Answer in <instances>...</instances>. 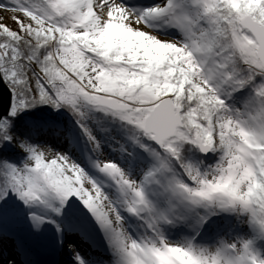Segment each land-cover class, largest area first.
<instances>
[{"label": "snow or ice", "instance_id": "6c2138e0", "mask_svg": "<svg viewBox=\"0 0 264 264\" xmlns=\"http://www.w3.org/2000/svg\"><path fill=\"white\" fill-rule=\"evenodd\" d=\"M0 11L16 25L0 22V264H40L65 247L88 264L59 222L77 201L115 264H264L254 247L264 243V0H161L142 11L122 0H0ZM44 106L73 116L103 182L38 142L41 125L20 127ZM189 147L216 162H191ZM108 149L120 159L104 158ZM122 210L150 235L133 238ZM224 214L253 238L208 248L164 235H199Z\"/></svg>", "mask_w": 264, "mask_h": 264}, {"label": "rangeland", "instance_id": "374dc122", "mask_svg": "<svg viewBox=\"0 0 264 264\" xmlns=\"http://www.w3.org/2000/svg\"><path fill=\"white\" fill-rule=\"evenodd\" d=\"M122 2H125L126 7L132 8L133 10H141L142 11L146 7H151V6H154L155 4L160 3L161 0H125ZM12 16H13V13H11V12L0 11V22L7 24L9 27L15 28L16 25L14 24L13 20L11 19ZM157 30L159 31L160 35L171 36L172 38H179V35H180L175 29L168 28L166 25H164L163 22H158ZM50 145L57 152L66 153L73 161H75L77 164H79L81 167H83L86 171L89 172L90 175H92L98 181H101V182L104 181V177H102L98 172H96L91 167L89 157H92L93 159H95V156L93 155V153H89V150H85V148L83 146L82 147L80 146V148L78 146H75V147L72 146L67 137L60 138L59 142L53 140L52 143H50ZM59 145H62L64 147H61ZM211 154L212 153H209L208 155H211ZM104 158L120 159V155H119V153L111 152V149H108L104 152ZM215 162H216V160H215ZM105 191L110 196L116 195V193L114 192L112 187L105 188ZM81 211L84 212L85 218L79 216ZM121 214L124 217L125 225L128 229V232L133 236V238L141 239L146 235H150V233L148 232L146 226L143 224L142 221H139L135 217L130 216L127 212H125L123 210H122ZM66 216L70 220V223H71V221H73L74 224L76 223L75 231H72L71 230L72 228L71 229L68 228V231L66 230V234H67V232L70 233V231L71 232H76V231L77 232H79V231L83 232L82 229H84L87 232V233H83L85 239L96 240V241L101 242L105 246H107L108 249L104 253L105 257L102 259H99L100 260L99 262L96 261L93 264H96V263L97 264H115L116 258L114 256L112 250L109 247V244L105 238L104 233L98 227V225L93 220V218L87 213V211H85L83 209V206L80 204L79 201H77L75 205L70 206L66 210L65 216H63L61 218L65 220ZM61 218L59 219L60 223L62 222ZM64 226L67 229L68 225L67 226L64 225ZM20 227L23 229L24 234L27 235V226L21 225ZM171 230H174V228L165 227L164 235L169 241H171L173 243H184L187 240H194V243H196L197 245L208 247V248L216 247L221 240L231 242V241H236V239H238V240L239 239H251V238H253V235H254L252 229H249V230L244 229L243 230V229H241V227H239V229H237L236 231L234 230L235 232L221 236V237H219V240L215 239V240H212L211 242L207 243V242L195 240L191 230L185 231V232H184V230H182L183 233L177 232V234H179V238L177 237L178 239L176 237H173V236L170 237L167 234V231L169 233V232H172ZM46 233H47L46 239L49 240L52 238L51 236L54 233V229L49 227L46 230ZM220 233H221V231L218 232V234H220ZM242 233L244 235L241 236ZM173 234H175V233H173ZM66 239H67V235H66ZM68 242L75 244L72 241H68ZM258 242L259 241L257 240L256 243H258ZM256 248H257V246H256ZM54 257H56V256L53 255L52 257L47 258L46 260H44L45 263L48 264L47 262H49ZM66 262L68 264H70L68 260Z\"/></svg>", "mask_w": 264, "mask_h": 264}, {"label": "trees", "instance_id": "16d2710c", "mask_svg": "<svg viewBox=\"0 0 264 264\" xmlns=\"http://www.w3.org/2000/svg\"><path fill=\"white\" fill-rule=\"evenodd\" d=\"M26 122H33L41 125L40 131L35 137L38 142L50 144V139L52 138L54 141L59 142L60 138L67 137L72 146H78L79 148L80 146H83L85 150H89V153H92L91 147L88 145L83 134L79 131L75 119L66 110L54 112L49 107H40L27 114L24 117V120L21 121L20 127L23 128ZM89 124L93 127L94 131L103 135V133L100 132V126L96 122L89 121ZM186 157L188 160L196 164H199L201 161H203L205 165L214 164L216 160V157L213 154L204 156L198 150L191 147L186 148ZM13 159L15 160V156H13ZM79 216L85 218L84 212L81 211ZM210 223H213V227L201 231L199 235H195L192 232L193 236L199 237L201 240H203V242L208 243L215 239L219 240V237L221 236L235 232L237 229H239V227H241L243 230L251 229L247 223L242 224L239 222L236 216L229 214L215 216L212 218ZM172 228L179 230V232H182V230H184V232L190 231V229H186L181 226ZM220 231L221 233L218 234ZM242 235L244 234L242 233L241 236ZM254 247L258 254L264 255V243L258 242L254 245Z\"/></svg>", "mask_w": 264, "mask_h": 264}, {"label": "bare ground", "instance_id": "6f19581e", "mask_svg": "<svg viewBox=\"0 0 264 264\" xmlns=\"http://www.w3.org/2000/svg\"><path fill=\"white\" fill-rule=\"evenodd\" d=\"M125 1V0H122ZM125 4V2H123ZM53 138L50 139V143H52ZM61 147H64L62 145H59ZM60 219V218H59ZM62 224L63 225H68L67 227V231L68 228L71 229L72 231H75L76 229V223L74 224L73 221H71L68 219V217L66 216L65 220L62 219ZM60 221V220H59ZM83 232H67V239L65 236L66 241H72L75 243L77 249L79 250V252L81 253L82 256H84V258L88 261V264H93L94 262H99V259H102L105 257L104 253L107 251V246H105L104 244H102L99 241L96 240H91V239H85L84 238V234L83 233H87L86 230L82 229ZM172 232L167 231V234L170 237H178L179 238V234H177V232H179V230H176L174 228V230H171ZM176 231V232H175ZM54 236V233L52 234L51 237ZM194 237V236H193ZM177 238V239H178ZM195 240H199V241H203L201 240L199 237H194ZM48 239H45V242H47ZM69 243V242H68ZM67 251V252H66ZM56 256L54 258H52L49 262H47L48 264H68L66 261L68 260L70 264H73V261L71 260V254L69 253V251L67 250V248L65 247L62 251L59 252H43L41 255H39L38 257H35L36 259H38L40 261V264H46L44 260H46L49 257L52 256ZM97 264V263H96Z\"/></svg>", "mask_w": 264, "mask_h": 264}, {"label": "water", "instance_id": "95a60500", "mask_svg": "<svg viewBox=\"0 0 264 264\" xmlns=\"http://www.w3.org/2000/svg\"><path fill=\"white\" fill-rule=\"evenodd\" d=\"M0 92L3 93L4 98H5V101H7V98H8L9 93H8V91H7L6 86H4V84H3L2 81H0Z\"/></svg>", "mask_w": 264, "mask_h": 264}]
</instances>
